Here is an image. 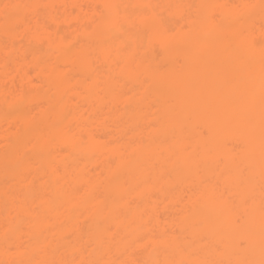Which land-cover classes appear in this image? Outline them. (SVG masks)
I'll list each match as a JSON object with an SVG mask.
<instances>
[{
	"label": "bare ground",
	"instance_id": "obj_1",
	"mask_svg": "<svg viewBox=\"0 0 264 264\" xmlns=\"http://www.w3.org/2000/svg\"><path fill=\"white\" fill-rule=\"evenodd\" d=\"M0 35V264H264V0H0Z\"/></svg>",
	"mask_w": 264,
	"mask_h": 264
},
{
	"label": "rangeland",
	"instance_id": "obj_2",
	"mask_svg": "<svg viewBox=\"0 0 264 264\" xmlns=\"http://www.w3.org/2000/svg\"><path fill=\"white\" fill-rule=\"evenodd\" d=\"M98 6V5H97ZM60 13V10H59V12L57 13L58 15H60L59 14ZM59 26H60V24H59ZM58 26V27H59ZM60 27H62L63 29H64V27H63V25L62 26H60ZM59 27V29H61ZM63 29H61L62 31H65V29L63 30ZM67 31V30H66ZM0 41L2 42V43H6L5 42V39H4V37H2L1 35H0ZM18 43V42H17ZM54 52V51H53ZM6 57V53L4 52V54L2 55V57H1V59H4ZM18 61H20V59H17ZM30 66V65H29ZM27 69V68H26ZM27 72H28V76L29 77H32V79L34 80V82L35 81H37L36 80V76H34V69L32 68V67H30L29 68V71L27 70ZM3 82L6 84L7 82H8V77H6L4 80H3ZM15 84H17V85H19L20 86V84H21V80H20V77L19 76H17V80H15ZM16 85V86H17ZM18 87V86H17ZM32 88V87H31ZM89 103L87 104H85L84 105V107H89ZM5 121V120H4ZM3 123V122H2ZM98 126V128H99V124H97ZM116 121L114 120V121H111L110 122V124H109V127H107V130H108V133H109V135H114V134H112L111 132H114L117 128H116ZM3 126H4V124H3ZM119 128H120V126H118ZM103 130V129H102ZM111 130V131H110ZM178 207H179V205H178ZM177 208V205H175L174 206V204L172 205V207L171 208H168L167 207V202H165V200H162V201H159V203L157 204V211H158V214L161 216V217H164V216H166V215H168V214H174V212H172L173 210H175Z\"/></svg>",
	"mask_w": 264,
	"mask_h": 264
}]
</instances>
